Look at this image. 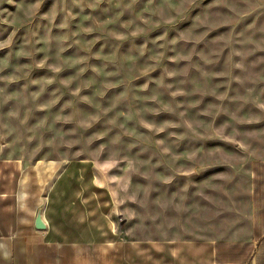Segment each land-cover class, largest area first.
Here are the masks:
<instances>
[{"label":"rangeland","instance_id":"374dc122","mask_svg":"<svg viewBox=\"0 0 264 264\" xmlns=\"http://www.w3.org/2000/svg\"><path fill=\"white\" fill-rule=\"evenodd\" d=\"M260 145L264 0H0V163L95 175L119 238Z\"/></svg>","mask_w":264,"mask_h":264},{"label":"crops","instance_id":"0c3cea01","mask_svg":"<svg viewBox=\"0 0 264 264\" xmlns=\"http://www.w3.org/2000/svg\"><path fill=\"white\" fill-rule=\"evenodd\" d=\"M6 163L0 264H264V145L243 173L155 209L152 238H119L113 192L95 175L45 181ZM40 210L46 229L35 224Z\"/></svg>","mask_w":264,"mask_h":264},{"label":"water","instance_id":"95a60500","mask_svg":"<svg viewBox=\"0 0 264 264\" xmlns=\"http://www.w3.org/2000/svg\"><path fill=\"white\" fill-rule=\"evenodd\" d=\"M35 224H36V227L39 228V229H46L47 228V225H46L45 221L42 218V211L41 210L38 212Z\"/></svg>","mask_w":264,"mask_h":264}]
</instances>
